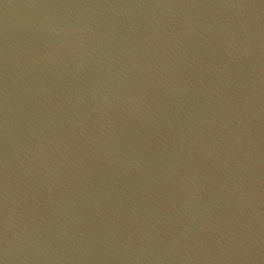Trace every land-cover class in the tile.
Masks as SVG:
<instances>
[{
	"label": "water",
	"instance_id": "1",
	"mask_svg": "<svg viewBox=\"0 0 264 264\" xmlns=\"http://www.w3.org/2000/svg\"><path fill=\"white\" fill-rule=\"evenodd\" d=\"M0 264H264V0H0Z\"/></svg>",
	"mask_w": 264,
	"mask_h": 264
}]
</instances>
